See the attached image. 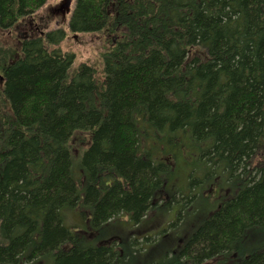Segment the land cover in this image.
<instances>
[{"label":"trees","instance_id":"trees-1","mask_svg":"<svg viewBox=\"0 0 264 264\" xmlns=\"http://www.w3.org/2000/svg\"><path fill=\"white\" fill-rule=\"evenodd\" d=\"M45 2L0 0V264H142L167 231L143 219L212 183L227 197L149 264H264L240 245L264 228V0H74L79 64L62 28L18 24Z\"/></svg>","mask_w":264,"mask_h":264},{"label":"rangeland","instance_id":"rangeland-1","mask_svg":"<svg viewBox=\"0 0 264 264\" xmlns=\"http://www.w3.org/2000/svg\"><path fill=\"white\" fill-rule=\"evenodd\" d=\"M61 0H46V2L36 10L30 18L22 19L20 26L27 19L31 20V25H35V33L38 34L40 32H46L49 30H54L57 28H62L66 32V36L63 40H61L58 45L61 50L64 52H72L74 53L73 62L79 64L80 62H92L95 58H97V52H95L96 48L93 44H88L86 41L88 40L84 34H72L68 31L66 22L68 18V14L66 13L65 17L61 13ZM17 24V25H18ZM7 35L2 34L3 38L1 39L2 43L6 42L5 36L9 37L10 47L15 46L17 44V35L6 33ZM74 63V64H75ZM2 81L0 79V85ZM75 155H78V151ZM201 173V172H200ZM216 183L207 184L206 189L203 192V196L195 197L193 201H190V197L188 196L187 203H185L186 199L181 200L179 196H176L178 202H170L171 205L164 210L156 209L155 211L148 214L143 222L139 224L138 232H143L149 234L152 233L153 229H166L165 233H162L160 236H155L152 234L151 238L148 241H152L156 238L154 242H145L143 245V251L139 257V260L142 264H149L156 255H162L166 251L170 249H174L177 246L184 245L186 239L190 235V233L195 230V226L197 227L199 224V219H203L206 215H209L213 212V210L218 206L219 202L224 200L229 193V190L226 187H218ZM215 187V188H214ZM187 189V188H186ZM195 190V189H194ZM181 211L182 218L174 228L166 227L165 222L163 220H168V223L174 221L177 212ZM72 211H62V219L63 223L66 226H70L71 228L82 232L87 235L91 232L90 224L88 223L87 218L88 211H84V214L87 215L85 218L84 214L71 213ZM205 216V217H204ZM131 221H127L126 215H122L119 220L114 224L113 227L106 230L103 234L107 235L109 231H116L114 234L117 239H120L122 235L125 233L128 224ZM198 224V225H197ZM134 236H130V240H133ZM264 240V228L256 229L251 231L241 240L240 245L244 251L250 250L254 245L260 243ZM140 241V240H139ZM124 248V247H123ZM130 259V258H129Z\"/></svg>","mask_w":264,"mask_h":264},{"label":"water","instance_id":"water-1","mask_svg":"<svg viewBox=\"0 0 264 264\" xmlns=\"http://www.w3.org/2000/svg\"><path fill=\"white\" fill-rule=\"evenodd\" d=\"M72 2L73 0H61L60 6L63 18L65 17L66 13H70Z\"/></svg>","mask_w":264,"mask_h":264}]
</instances>
